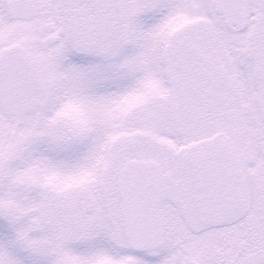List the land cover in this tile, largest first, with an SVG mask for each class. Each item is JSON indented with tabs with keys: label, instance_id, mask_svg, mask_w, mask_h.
<instances>
[{
	"label": "snow or ice",
	"instance_id": "snow-or-ice-1",
	"mask_svg": "<svg viewBox=\"0 0 264 264\" xmlns=\"http://www.w3.org/2000/svg\"><path fill=\"white\" fill-rule=\"evenodd\" d=\"M0 264H264V0H0Z\"/></svg>",
	"mask_w": 264,
	"mask_h": 264
}]
</instances>
